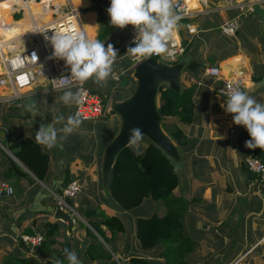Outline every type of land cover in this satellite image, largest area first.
Returning <instances> with one entry per match:
<instances>
[{"label":"crops","instance_id":"1","mask_svg":"<svg viewBox=\"0 0 264 264\" xmlns=\"http://www.w3.org/2000/svg\"><path fill=\"white\" fill-rule=\"evenodd\" d=\"M64 1L79 9L86 35L103 42L105 48L108 44L118 46L131 37L132 25L123 29L111 25L107 12L111 0ZM184 1L189 8V15L180 17L174 37L183 48V53L175 64L168 66L185 64L181 85L184 89L193 88L192 122L184 123L178 119V126L190 144L178 147L181 160L173 161L179 167H184L182 174H178L179 186L174 195L189 202L184 215L185 231L197 244L196 251L186 257L185 263L264 264V191L259 186L258 177L246 167L247 161L252 158L263 160L264 150L245 147V142L251 137L244 126L234 123L233 114L221 107V104L226 106V99L218 93L224 81H239L245 91L259 102H264L263 21L255 12L246 13L245 9L251 0ZM13 3L0 0L1 13L7 17V21L11 20ZM32 5L34 8H31ZM35 6L34 3L28 4L25 17L19 22L26 20L30 10L35 11ZM231 22H235L237 28L234 34H227L223 26ZM122 59H128L130 64L119 74L134 79V69L141 58L132 59L124 54L117 61ZM212 67L220 69V80L206 74V70ZM98 85H95L93 79L87 83V87L92 90H114L111 77L106 83ZM50 92L36 84L28 94H39V106L41 96ZM0 106V117L14 107L11 104ZM71 107L73 113L69 115H74L76 105ZM69 115L64 116L65 121ZM111 123L117 132H114ZM104 125H109L112 132L101 135L99 130ZM13 126L0 120V181H6L15 190L14 196L4 199L0 205V264L7 257L13 256L5 251H14L17 254L14 257L25 259L30 264H54L56 260L68 264L64 256L65 248L75 251L81 264H132L133 258L146 260L148 264L166 263V258L160 256L164 246L155 254H146L141 248L136 236L137 220L141 217L132 216L134 210L124 211L110 200L108 187L103 182L104 152L107 141L110 143L119 133L121 121L118 116L111 112L107 118L98 121H82L78 129L66 139L59 140L52 149L39 145L49 156V171L44 182L37 179L9 150L10 145L17 146L26 138L35 141L38 129L27 125L24 130L27 129L30 135L23 138L17 134L16 127L11 141L10 128ZM10 160L18 164L28 176L12 171ZM73 180H79L83 187L78 198L71 201L79 217L75 218V228L70 234L68 225L56 218L55 213L59 207L48 189L60 190ZM158 203L162 205L164 216L166 209L162 202L152 201V204H143L137 209H143L144 218H149L159 215L154 210ZM92 210L98 212L97 216L91 218L92 221H99L103 215L119 218L124 225V232L107 244L85 218L87 212ZM148 213L149 217H146ZM49 224L59 226L53 237L54 245L48 249V253L45 247L44 251L37 249L31 254L21 238L36 235L46 238ZM192 228L200 230L198 233L211 232L212 236H207L206 240L199 239L194 233L190 234ZM101 229L111 238L105 226H101ZM89 230L102 243L103 249L98 256L90 255V246L98 242L91 237ZM204 241L213 249L204 251L200 245ZM219 249H228L230 252L224 256ZM107 252L111 254V260L105 257Z\"/></svg>","mask_w":264,"mask_h":264},{"label":"trees","instance_id":"2","mask_svg":"<svg viewBox=\"0 0 264 264\" xmlns=\"http://www.w3.org/2000/svg\"><path fill=\"white\" fill-rule=\"evenodd\" d=\"M10 2L15 1L10 0ZM31 8L34 7L31 6ZM7 22L12 23V20ZM16 25L25 27L26 23H17ZM132 82L135 83L133 78L124 76L121 89H129ZM159 95V112L163 118L164 131L176 143L177 147L189 145L190 140L178 126V119L184 123L192 122V111L194 109L192 101L193 88H182L181 92L178 93L168 86H162ZM9 150L37 179L41 182L45 181L49 171V156L41 150L34 140L26 138L17 146L10 145ZM139 151L141 154L136 155L131 148L127 147L117 157L111 174V182L107 188L109 199L127 212L141 207L149 200L162 202L166 209L164 216L156 214L149 218L142 217L137 220V239L144 251L164 246L165 251L163 250L160 256L166 258L165 264H184L186 257L196 251L197 244L185 231L184 215L187 212L189 202L174 195V191L179 186L178 172L173 170L175 163L149 140H147L144 147L139 146ZM10 162L12 163V171L19 173L21 176H28L13 160H10ZM71 182L69 181V183ZM87 213L85 218L89 220L90 226L107 244H110L112 239L124 232V225L119 218L103 215L99 217V221H92L91 218L94 215L97 216L98 212L92 210ZM101 226H105L109 230L111 238L106 236ZM48 228L45 242L38 248V251H42V249L44 251V248L47 247L46 253H48V249L55 243L53 237L59 226L49 224ZM89 234L98 242V244L90 246L89 249L92 252L90 255L98 256L101 249H103L102 243L91 230H89ZM67 246H70V244ZM105 257L108 260L112 259L111 254L108 252ZM131 263L148 264L146 260L138 258L131 259ZM3 264L30 263L25 259L10 256L4 259Z\"/></svg>","mask_w":264,"mask_h":264},{"label":"built area","instance_id":"3","mask_svg":"<svg viewBox=\"0 0 264 264\" xmlns=\"http://www.w3.org/2000/svg\"><path fill=\"white\" fill-rule=\"evenodd\" d=\"M10 11L12 23L7 22V17L1 13L0 6V105L13 104L23 101L24 98L30 96L28 94L32 88L39 84L42 90L53 92H64L53 80L59 79L61 76H70V67L66 66L65 61L51 58L53 47L50 41L45 39L43 32L47 31V35L51 36L53 30L73 28L74 30L85 33L81 14L79 10L69 4L62 6L58 1V5L54 3L56 0H49L44 4L45 0H14ZM34 3L42 7V12L37 16H33L27 27L16 25L24 18L26 7L28 4ZM255 5H259L264 9V0H251L246 7V13H254ZM173 9L180 17L189 15V8L184 0H173ZM51 12V21L40 24L41 17L49 15ZM245 13V14H246ZM20 15L18 19L14 16ZM237 28L235 22H231L223 26V30L227 34H234ZM131 37L115 46L117 50V58L115 62L124 54H127L129 46H135L133 41L136 36L135 28L132 26ZM86 34V33H85ZM168 42V51L162 55H153L150 57H142L140 60L147 58H155L159 62L167 65L175 64L183 53V48L174 38ZM206 74L210 77L220 80L221 72L219 68L212 67L206 70ZM124 74L113 73L111 76L115 87L112 92H101L89 89L87 83L80 85L73 82L72 90L83 87L86 90L83 103L76 105L75 114L79 112L82 121H98L107 118L111 112L113 105L118 98L117 93L122 91L121 84ZM239 86L244 90V86L239 81L227 80L218 89L219 95L227 100V92L229 86ZM247 170L256 175L259 179V186L264 191V160L255 157L247 161ZM82 184L79 180H73L67 186L60 189V193L48 189L49 194L56 201L59 208L67 211L72 216L79 217L71 205V201L76 200L82 193ZM14 188L6 181H0V205L6 198L14 196ZM21 242L31 251L34 252L45 242L43 235L24 236Z\"/></svg>","mask_w":264,"mask_h":264},{"label":"clouds","instance_id":"4","mask_svg":"<svg viewBox=\"0 0 264 264\" xmlns=\"http://www.w3.org/2000/svg\"><path fill=\"white\" fill-rule=\"evenodd\" d=\"M111 25L120 29L128 25L135 28L134 47L127 48V55L132 59L162 55L168 51V42L173 39L179 26L180 16L173 11V0H111L107 9ZM45 39L53 47L51 58L65 61L70 67V76H61L53 80L65 89L59 101L64 105H80L83 103L86 90L78 87L72 90L73 82L82 85L89 79L97 84H104L113 74V65L117 58V50L112 44L105 48L98 39L88 37L84 32L73 28L53 30L51 36L43 32ZM37 103L25 104L26 111L33 117L40 113L36 111ZM221 107L229 114H233L236 125L244 126L251 139L245 142L249 149L264 150V102H259L248 91L239 86H229L226 106ZM64 122L57 128L56 123ZM82 123L79 112L69 115H58L51 124H41L36 132L35 141L38 145L52 149L59 140H64L80 127ZM143 139V132L139 127L129 130L128 147L136 155H140L139 145ZM179 171V165L173 169ZM64 256L68 264H81L75 251L64 249ZM54 264H63L56 260Z\"/></svg>","mask_w":264,"mask_h":264},{"label":"water","instance_id":"5","mask_svg":"<svg viewBox=\"0 0 264 264\" xmlns=\"http://www.w3.org/2000/svg\"><path fill=\"white\" fill-rule=\"evenodd\" d=\"M254 12L262 18L264 25V9L257 5ZM184 69L185 64L183 63L168 66L158 62L155 58H147L135 66L133 76L137 85L134 93L128 99L116 102L112 108V114L120 118L121 126L118 135L104 152L102 176L105 186L110 185L117 157L128 147L129 130L133 127H139L143 132V137L160 148L174 162L181 160L177 145L163 129L158 96L160 88L165 85L178 93L181 92ZM39 101V94L24 98L23 113L26 112L25 104H38ZM55 214L57 219L68 225L69 232L72 234L75 228V217L61 208H57Z\"/></svg>","mask_w":264,"mask_h":264},{"label":"rangeland","instance_id":"6","mask_svg":"<svg viewBox=\"0 0 264 264\" xmlns=\"http://www.w3.org/2000/svg\"><path fill=\"white\" fill-rule=\"evenodd\" d=\"M60 4L62 6H67L68 7V2H66L64 0H60ZM20 17L21 16H14V19H18ZM129 64H130V61L128 59H122V60L116 61L114 63V65H113V72L120 73L122 70L126 69L127 66H129ZM93 82H94V80H93ZM95 85H97V87H99V85L97 83H95ZM136 85H137L136 83L134 84V82H132V84L129 86V89L125 88L124 90H119V91H122V92L117 93L118 98H116V100L117 101H123L125 99H128L134 93V91L136 89ZM114 87H115V85L113 86V89H114ZM124 94H128V95H124ZM61 95H63V93L53 92V91H51L50 93H45L44 95H42L41 96V100L42 101L39 104V106L38 105L36 106V109H35L40 114L35 116V117H33L30 112H27L25 115L23 114V111H22V108H21L22 101H18L16 103L11 104L13 106H14V104H18V105L12 107V109H8V111H6V113L4 115L2 114V116L0 117V120L3 123L8 124V125L14 124V126L12 128H10L11 132H12L11 141H13V137H14L13 136V132L16 129V127H17V131H16L17 134L19 136L25 138L26 136L30 135V134H28L27 129L24 130V127H27V125L31 126V128H36V129L39 130L41 124H45L46 121H48V123L51 124V122L54 121V118L56 116L61 115V114L66 116V115H69L70 112L73 113L71 105L70 106L69 105H64L62 102L59 101V97ZM159 101H160V95L158 96V103H159ZM6 105H2V107L6 106ZM31 120H34V121H31ZM23 123H24V125H23ZM25 123H26V125H25ZM63 123L64 122L57 123V125H55V126L57 128H60V127L63 126ZM108 126L107 127H105V125L101 126L100 130H99V133L102 135L104 132L105 133L112 132L113 129L111 130V128L108 127ZM110 126H113L114 132H115L116 131V127H114V124L111 123ZM143 143H145V145L147 144V139H145V137H143V139H142V141H141L139 146H141ZM107 144L109 145L110 143H108V141H107ZM107 144H106V146L108 147ZM67 147H69V146L67 145ZM106 148H105V150H106ZM176 165H177V163H175V166ZM183 168H184L183 165L179 167V171H178L179 175H180V173L182 174ZM55 192L60 193V190H55ZM147 204H152V201L151 200L146 201V203H144V206H147ZM142 210L143 209L134 210L133 213H132V216H137V217H141V218L145 217L144 216L145 214H143ZM154 210H156L158 212V214L162 216L163 211H162V205L161 204H159V203L156 204ZM146 217H149V213H148V215ZM197 231H200V230H195V228H192L190 234L194 233V235H196L197 237H199V239H202V240H206L207 236L208 237H210V235L212 236L211 232H206V234H203V233H198ZM233 233L235 234L237 232L233 231ZM230 235H232V234H230ZM232 237H233V235H232ZM96 238H97V236H96ZM200 245H201V247H204L203 248L204 251L213 249V246H209L206 241L200 242ZM159 248L160 247L155 248L153 250H148V251H146V254H148V253L155 254V252ZM160 251H162V249H160ZM218 251H222L224 253V256L226 255V253L230 252V250H228V249H223V250L219 249ZM5 252L8 253V254L10 253L11 255L17 257V254L14 253V251H11V252L5 251ZM31 254H33V253L31 252ZM3 263H4V261H3Z\"/></svg>","mask_w":264,"mask_h":264},{"label":"bare ground","instance_id":"7","mask_svg":"<svg viewBox=\"0 0 264 264\" xmlns=\"http://www.w3.org/2000/svg\"><path fill=\"white\" fill-rule=\"evenodd\" d=\"M48 2H50V1L49 0H45L44 4H47ZM54 3L57 4L56 1H54ZM41 12H42V7L40 5H36L35 6V11L32 12V10H30V12L28 13L29 15L27 16V19L22 21V22H26V26L25 25L24 26L27 27L29 25V22H30V20H31V18L33 16H37L36 18L38 19V17L41 14ZM24 17H25V15H24ZM39 20H40V24H45V23L50 22L51 21V12L49 13V15H46L45 17L42 16L41 19H39ZM22 22H19V23H22Z\"/></svg>","mask_w":264,"mask_h":264}]
</instances>
